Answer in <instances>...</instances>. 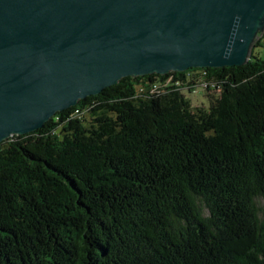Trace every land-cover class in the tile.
<instances>
[{
  "label": "trees",
  "instance_id": "obj_1",
  "mask_svg": "<svg viewBox=\"0 0 264 264\" xmlns=\"http://www.w3.org/2000/svg\"><path fill=\"white\" fill-rule=\"evenodd\" d=\"M254 47L244 65L125 76L0 142V264H264ZM197 69L220 85L208 107L185 94Z\"/></svg>",
  "mask_w": 264,
  "mask_h": 264
},
{
  "label": "water",
  "instance_id": "obj_2",
  "mask_svg": "<svg viewBox=\"0 0 264 264\" xmlns=\"http://www.w3.org/2000/svg\"><path fill=\"white\" fill-rule=\"evenodd\" d=\"M264 0H0V142L123 77L249 62Z\"/></svg>",
  "mask_w": 264,
  "mask_h": 264
},
{
  "label": "rangeland",
  "instance_id": "obj_3",
  "mask_svg": "<svg viewBox=\"0 0 264 264\" xmlns=\"http://www.w3.org/2000/svg\"><path fill=\"white\" fill-rule=\"evenodd\" d=\"M255 52H258L262 57H264V45L256 46L254 47ZM191 93H185L186 97L190 98L192 101V106L195 107H208L209 103H211V100L216 96L213 92H208L205 89H202L198 87L195 91H190ZM260 213L262 216H264V197L258 198Z\"/></svg>",
  "mask_w": 264,
  "mask_h": 264
},
{
  "label": "bare ground",
  "instance_id": "obj_4",
  "mask_svg": "<svg viewBox=\"0 0 264 264\" xmlns=\"http://www.w3.org/2000/svg\"><path fill=\"white\" fill-rule=\"evenodd\" d=\"M207 72L204 71V70H200V69H197V70H190L187 74H186V78H187V81L190 80V79H195V82L190 85V86H187L185 88V90H188L189 91H195L198 87L202 88V89H205L208 91V89H218V87H220L219 84H217V82H214L212 80H208L206 79V75ZM193 82V81H192ZM186 83V82H185ZM191 83V82H190ZM176 84L177 85H181L183 84V81L178 79L176 81ZM76 115H79L81 114V110L79 108H77L76 110Z\"/></svg>",
  "mask_w": 264,
  "mask_h": 264
},
{
  "label": "built area",
  "instance_id": "obj_5",
  "mask_svg": "<svg viewBox=\"0 0 264 264\" xmlns=\"http://www.w3.org/2000/svg\"><path fill=\"white\" fill-rule=\"evenodd\" d=\"M259 40L262 41V44H264V33L261 34V36L259 37ZM152 85V84H151ZM137 91L140 93V92H145V90H142V89H137ZM81 116V115H80ZM78 116V117H80Z\"/></svg>",
  "mask_w": 264,
  "mask_h": 264
}]
</instances>
